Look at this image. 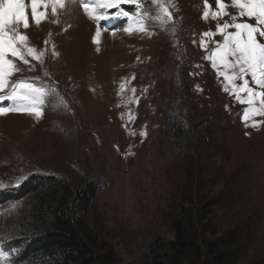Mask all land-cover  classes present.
Returning <instances> with one entry per match:
<instances>
[{"label":"rangeland","instance_id":"obj_1","mask_svg":"<svg viewBox=\"0 0 264 264\" xmlns=\"http://www.w3.org/2000/svg\"><path fill=\"white\" fill-rule=\"evenodd\" d=\"M83 2L66 0L58 16L49 13L58 22L36 25L25 0L30 27L20 32L46 55L43 69L18 75L47 70L45 79L57 82L68 107L53 100L38 119L0 115V178L26 177L0 192V247L15 249L8 264H36L20 261L31 240L19 229L30 200L22 194L49 177L95 187L86 221L97 264H149L147 244L174 240L173 222L184 211L192 232L230 239L232 264H264V123L245 126L246 105L222 90L203 59L201 34L217 23L202 18L204 0H174L175 34L171 24L166 31L150 23L151 35H129L126 25L107 28L101 21L98 44ZM209 4L215 10L214 0ZM146 8L155 15L154 5ZM133 95L137 101L125 104Z\"/></svg>","mask_w":264,"mask_h":264},{"label":"snow or ice","instance_id":"obj_2","mask_svg":"<svg viewBox=\"0 0 264 264\" xmlns=\"http://www.w3.org/2000/svg\"><path fill=\"white\" fill-rule=\"evenodd\" d=\"M146 3L155 6L154 16L144 9ZM30 5L31 19L39 25L44 20L58 22L52 21L50 15L58 16L65 9L66 0H30ZM122 5L134 6L136 11L130 14ZM81 7L88 18L97 24L92 38L95 44L99 43L101 35L100 22L114 17L127 18L128 24L123 31L129 35H151L148 31L150 23L166 31L171 24L172 33L178 31L170 10V7H175L174 0H87ZM214 8L209 0H204L202 18H211L217 23L215 31L208 30L201 34L200 47L206 51L203 59L210 61L222 90L241 105H246L242 110L245 126L255 128L264 123L255 119L257 116L264 117V0H230V3L228 0H214ZM112 9L115 11L110 12ZM221 18L224 19L223 23L219 22ZM21 26L25 30L30 27L25 0H0V115L18 112L38 119L46 103L58 100L65 108L68 104L60 94L57 82L45 79L49 77L47 70L43 71L42 76L18 75L34 71L37 66L43 69L46 55L45 49L38 50L29 44L27 35L20 32ZM214 36L220 39H212ZM49 43L50 40L45 41V45ZM52 48V55H58L54 50L55 45ZM29 58L36 63H31ZM125 88L126 82H122L121 92ZM131 92L135 94L136 89L132 88ZM5 101L8 102L7 106L3 104ZM134 101H137L135 95L125 99L124 103ZM128 119H134L131 112ZM146 135L145 131L140 132L141 137ZM24 179L26 177L23 175L0 178V192L18 188ZM0 244H3L2 239ZM14 251H5L0 247V264H8Z\"/></svg>","mask_w":264,"mask_h":264},{"label":"trees","instance_id":"obj_3","mask_svg":"<svg viewBox=\"0 0 264 264\" xmlns=\"http://www.w3.org/2000/svg\"><path fill=\"white\" fill-rule=\"evenodd\" d=\"M186 143L191 146L189 141ZM24 193L30 195V200L19 220L23 222L19 229L31 240L20 261L97 264L99 258L92 249L86 221V211L95 193L93 185H74L63 178L49 177L42 178L39 184H29ZM181 213L182 218L173 222L174 240L155 239L147 244L149 264L233 263L230 239L207 240L199 231L192 232L193 219L185 220V211Z\"/></svg>","mask_w":264,"mask_h":264},{"label":"bare ground","instance_id":"obj_4","mask_svg":"<svg viewBox=\"0 0 264 264\" xmlns=\"http://www.w3.org/2000/svg\"><path fill=\"white\" fill-rule=\"evenodd\" d=\"M81 16V15H80ZM82 17V16H81Z\"/></svg>","mask_w":264,"mask_h":264}]
</instances>
